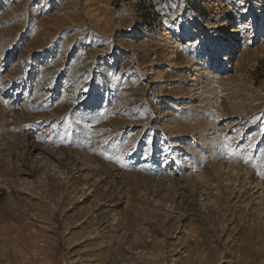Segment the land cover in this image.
<instances>
[{
    "label": "rangeland",
    "instance_id": "rangeland-1",
    "mask_svg": "<svg viewBox=\"0 0 264 264\" xmlns=\"http://www.w3.org/2000/svg\"><path fill=\"white\" fill-rule=\"evenodd\" d=\"M230 5L0 0V264H264V196L227 174L264 187L263 9L217 53ZM175 29L216 53L199 91Z\"/></svg>",
    "mask_w": 264,
    "mask_h": 264
},
{
    "label": "bare ground",
    "instance_id": "bare-ground-1",
    "mask_svg": "<svg viewBox=\"0 0 264 264\" xmlns=\"http://www.w3.org/2000/svg\"><path fill=\"white\" fill-rule=\"evenodd\" d=\"M262 1L263 0H252V2H249L248 0H230V4L232 5V9H233V13H227V12H229V10H227L225 13H223V15H220L218 12L216 13L217 14V16H218V18H220V26H217V25H215L214 23H210V25H211V27H213L214 26V28L215 29H222V32H223V37L222 38H220L219 40H221V44H224L223 46H221V45H219V46H217L215 49L217 50V53L218 52H221V51H224L223 50V48H226V49H229L230 47H231V45H232V43H233V35L235 34V30H234V28H233V22L235 21V18L237 17V18H246V16L248 15L249 17L248 18H250V16H251V12L249 11L250 9H252V8H255L256 6H257V10H259V9H263L262 10V13H263V15H262V18L260 19L261 21H259V23L260 24H264V8H262L263 6L261 5V3H262ZM245 3V4H244ZM230 5V6H231ZM229 9H230V7H229ZM249 11V12H248ZM216 20V19H215ZM217 21V20H216ZM246 23H249V22H246ZM165 24H167V23H165ZM222 34V33H221ZM162 35H165V33H163ZM170 36V38H169V40L171 41V43H173V44H179V42H181V41H183V40H186V41H191V42H193V44H195V50H194V52L196 53V55H198V56H203L204 57V62H203V64L202 65H196V64H186L185 66H183L182 68L183 69H185V70H188L190 73H191V81H193L194 83L191 85L192 87H196L195 89H193V90H197L198 89V91H199V88H197V86L199 85V84H201L202 85V83H201V77H202V75H204V73H205V71L206 70H208L211 66H213L214 65V61H215V55H216V53L214 52V51H210V46H211V44H210V42H207V41H205L204 42V38L205 37H201V36H199V35H195L194 33H190V32H188L187 30H180V29H175V30H173L172 31V33L169 35ZM207 40V39H206ZM248 42H250L249 40H248ZM70 50V49H69ZM69 50H66L65 51V56H67L68 55V52H69ZM175 53V52H174ZM3 55L4 54H1L0 55V57H1V59L3 58ZM23 55L22 54H20L19 55V57H18V62L17 63H15V65L14 66H16V65H18L19 66V68H18V70H19V74H22L23 73V71H24V60H23ZM15 70V69H14ZM17 70V69H16ZM26 70V69H25ZM28 71V70H27ZM17 72V71H16ZM28 73V72H27ZM17 74V73H16ZM44 74V73H43ZM43 76V75H42ZM20 77V76H19ZM5 79V78H4ZM3 79V80H4ZM12 82V81H11ZM19 82V81H18ZM203 83H205V82H203ZM10 84H7V86L5 87V90L6 89H8V88H10V86H9ZM209 85V83L208 84H206L205 83V85L204 86H201L200 88H202L203 90L204 89H206L207 88V86ZM200 86V85H199ZM198 86V87H199ZM219 90V89H218ZM18 91H21L20 90V88H18L17 89V91H16V94L17 93H19ZM202 91V90H201ZM201 91H200V93H201ZM74 92V91H73ZM26 93H27V91H25V95H26ZM220 94V91H217L216 93L214 92V94H213V98H216L218 95ZM218 97H220V96H218ZM211 98V97H210ZM24 99V98H23ZM26 100V99H25ZM216 100V99H215ZM27 101H28V99H27ZM213 101V100H212ZM26 102V101H25ZM33 102V101H32ZM36 102V101H35ZM204 103V102H203ZM30 104V103H29ZM215 104V103H214ZM23 104H21V106H22ZM31 105V104H30ZM26 106H28L27 104H26ZM34 106H35V104H34ZM212 106H214V105H212ZM28 109V108H27ZM234 109V108H233ZM242 110V109H241ZM221 111V110H220ZM243 114V113H242ZM243 116V115H242ZM241 117V116H240ZM239 122L238 121H236L234 124H238ZM240 124V123H239ZM242 124V123H241ZM230 125V124H229ZM209 128H204V129H202V131H207ZM237 129V128H236ZM235 129V130H236ZM235 132V131H234ZM242 132H243V130L242 129H237L236 130V133L238 134V137H240V133H241V136H242ZM239 140V138L237 139V141ZM236 141V142H237ZM28 145V144H27ZM34 145H36V144H34ZM30 146H31V144H30ZM38 146V145H37ZM48 148V147H47ZM46 147H45V149L43 150L42 149V152H44V153H46L49 149H47ZM30 149V148H29ZM36 149V146H31V151H29V152H32L33 150H35ZM51 149H53V148H51ZM24 150V149H23ZM55 150V149H54ZM25 152H27L26 150H24ZM51 153L53 152L52 150H49ZM49 151H48V153H49ZM56 151V150H55ZM24 152V153H25ZM57 153H58V151H56ZM57 153L55 154V155H53L54 153H52L51 154V157L53 158V159H55L56 161L57 160H59L57 157H58V155H57ZM60 153V152H59ZM58 153V154H59ZM81 153V152H80ZM30 154V153H29ZM62 154V153H61ZM65 154V153H64ZM38 156V155H37ZM47 156V155H46ZM57 156V157H56ZM60 156V155H59ZM74 156V155H73ZM76 157H78L79 156V154H77V155H75ZM49 157H50V155H49ZM66 157V156H65ZM83 157V156H82ZM36 158V157H35ZM43 158L44 157H38L37 158V161L39 160V161H41V160H43ZM48 158V157H47ZM64 158V157H63ZM70 158H72V157H70ZM74 158V157H73ZM62 159V158H61ZM69 159V158H68ZM80 159V158H79ZM78 159V160H79ZM48 160V159H47ZM83 160H84V158H83ZM73 161H76V160H74L73 159ZM85 161V160H84ZM89 161V160H88ZM44 162V161H43ZM51 162V161H50ZM55 162V161H54ZM63 162V161H62ZM46 163V162H45ZM93 163V162H92ZM49 164V163H48ZM86 164V163H85ZM45 165V164H44ZM92 166L94 165V163L93 164H91ZM47 166V165H46ZM44 167V166H43ZM50 169L49 170H51L52 172H55V173H57V172H60L59 170H58V167L55 165V164H53V165H49L48 166ZM47 167V168H48ZM222 167V166H221ZM233 167V166H232ZM46 168V169H47ZM185 169H181V171H180V177H183L184 178V176L182 175V174H184V171ZM247 170V169H246ZM245 169H242V167L241 168H238V167H234L233 168V170L231 171V173H227V174H231V175H235L236 177L237 176H242L241 174H243V176L245 175V178L247 179V184L249 185V188L250 189H254V191H255V194H257V197H256V199H258V200H263L262 199V197L264 196V187H263V184L261 183V181L258 179V178H255V177H253L251 174H250V172H248V171H246ZM225 171V170H224ZM61 173V172H60ZM64 173V172H63ZM225 173V172H224ZM60 175V174H59ZM193 174H192V172H188L187 174H186V179H191L192 180V182H193V184H194V187H196L195 186V184H197V181L200 179V177L199 176H192ZM256 175V174H255ZM227 176V175H226ZM228 178H230L229 177V175L227 176ZM181 179V178H180ZM180 179H176L175 181H180ZM248 180H250V181H248ZM200 182V181H199ZM198 182V184H200ZM192 184V185H193ZM232 184V183H231ZM204 185V184H203ZM198 186H200V185H198ZM199 189H201V187H198ZM204 188V187H203ZM255 188H256V190L258 189V190H260V192L258 193V191H256L255 190ZM227 189V188H226ZM252 194H254L253 193V191H252ZM251 194V195H252ZM202 196V195H201ZM209 201V200H208ZM206 202V201H205ZM205 202H204V204H205ZM257 202H259V201H257ZM211 203V202H210ZM260 203V202H259ZM207 204V203H206ZM205 206V205H204ZM227 262V260H225V261H223L222 263H226Z\"/></svg>",
    "mask_w": 264,
    "mask_h": 264
},
{
    "label": "snow or ice",
    "instance_id": "snow-or-ice-1",
    "mask_svg": "<svg viewBox=\"0 0 264 264\" xmlns=\"http://www.w3.org/2000/svg\"><path fill=\"white\" fill-rule=\"evenodd\" d=\"M230 131H233L234 132L235 130L232 129ZM228 139H229V135L227 133L224 134V140H225L224 147L225 148H232V145L226 143ZM236 147L239 148L240 146L239 145H236ZM246 147L251 148L252 145L251 144H248ZM260 152H261L262 155H264V149H260ZM101 155H105V154L104 153H101ZM105 158L106 159H112V157L111 156H108V155H105Z\"/></svg>",
    "mask_w": 264,
    "mask_h": 264
}]
</instances>
